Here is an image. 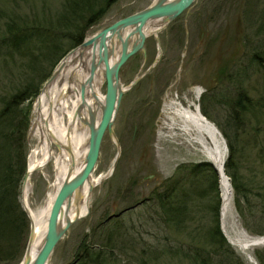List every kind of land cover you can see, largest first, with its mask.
Segmentation results:
<instances>
[{"label":"rangeland","instance_id":"1","mask_svg":"<svg viewBox=\"0 0 264 264\" xmlns=\"http://www.w3.org/2000/svg\"><path fill=\"white\" fill-rule=\"evenodd\" d=\"M151 2H113L99 21L89 25L84 37L121 16L141 10ZM64 3L66 0H0V36L7 22L43 21L55 17ZM157 38L158 41L152 35L147 36L144 54L141 51L133 53L119 69V79L128 88L120 99L111 132L105 130L99 146L92 174H103V177L91 189L87 214L71 222L56 242L47 264H74L75 253L82 249L79 244L86 242L103 244L101 252L106 256L103 264H201L195 248L204 254L209 252L205 226L214 219L207 206L214 196L185 201L190 208L185 209L183 215L174 216L172 223L164 221L162 215L168 217V213L162 211L161 214L152 205L153 201L148 199L152 190L158 189L164 179L176 174L177 166L202 160L214 165L199 151L198 144L189 142V136L179 124H169V117L162 108L171 100L187 105L193 99L201 110L204 94L214 97L216 93L223 92L240 98L246 95L245 98H249L246 102L252 107L246 114V124L241 127L248 131L250 146L246 148L248 151L244 150L245 155L238 156L237 165L239 168L242 165L239 171L247 177L254 176V180L261 177L260 190L263 189L264 0H195L189 8L169 21ZM63 56L54 65L46 61L44 71L49 70L48 77ZM25 63L26 59L18 56H0V97H7L24 80L28 73ZM136 76L138 78L134 80ZM40 89L30 104L26 165L30 149L38 142L31 127L35 119L33 104ZM104 90L105 83L102 85ZM203 101L208 110L205 117L215 125L220 122L221 127L226 126L228 111L224 105L206 102L205 97ZM225 145L226 157V142ZM245 156L248 157L243 160ZM25 174L19 193L21 205ZM55 176L53 160L33 170L26 200L32 210H40L44 206L46 192L51 189ZM226 176L231 187L227 231L232 238H237V231L240 234L242 230V237L249 246L241 249L229 238L227 241L243 259L239 264H258L253 258V251L264 247V234L247 231L233 203L235 195L230 177ZM217 185L222 200L219 178ZM192 186L194 189L199 187ZM247 205L249 208L245 216L248 224L259 222V225L252 226L255 229L264 227L259 200L251 195ZM219 206L220 213L221 202ZM188 211L192 213L191 219L185 216ZM27 218L29 225L28 215ZM178 218L181 220L176 221ZM247 253L253 260L248 258ZM208 260V264H224L218 252Z\"/></svg>","mask_w":264,"mask_h":264},{"label":"trees","instance_id":"2","mask_svg":"<svg viewBox=\"0 0 264 264\" xmlns=\"http://www.w3.org/2000/svg\"><path fill=\"white\" fill-rule=\"evenodd\" d=\"M116 1L66 0L55 17L43 21H25V23L11 20L6 23L3 35L0 36V56L9 55L12 58L18 56L26 59L24 65L28 72L16 90L7 97H0V263L16 264L21 259L27 239L28 218L20 204L19 193L26 168V135L30 122V104L38 93L41 83L48 77L49 70L44 71L46 61L54 65L69 48L79 44L89 25L99 21V18L109 10V6ZM245 96L240 98L223 92L216 93L214 97H206L204 94L201 97L200 109L208 116L203 101L205 97L206 102L222 103L228 111L226 126L221 127L220 122L216 123L227 144L228 153L223 162V171L230 177L235 195L233 203L242 223L247 231L259 235L264 234V227L255 229L252 226L259 225V222L249 225L245 212L249 208L247 204L252 195L259 200V212L264 221V184L261 191L259 180L262 178L254 180V176L247 177L239 171L242 165L238 167V156L243 153L245 155L248 151L246 148L250 146L248 131L244 126L241 127L242 124H246V114L252 107V104L246 102ZM247 157L245 156L243 160ZM175 172V177L164 179L157 186L158 189L152 190L148 198L153 201L152 205L157 211L159 210L161 214L168 213L166 214L168 217L162 215V219L172 223V220H175L174 216L183 215V211L190 208L185 205V201L204 200L207 195H213L214 199H211L207 206L214 219L211 224L205 226V239L208 242L209 252L204 254L195 248L196 255L200 258L201 264H208V259L211 255L215 257L217 252L224 264L242 262L243 259L235 253L219 226L221 200L217 185L219 176L214 165L202 160L192 164H181L177 166ZM192 184L199 187L194 189ZM185 216L191 219L192 213L188 211ZM178 219L176 221L181 220ZM79 245L82 249L75 253L74 264L105 262L106 256L101 252L103 244L86 242ZM253 258L258 264H264V247L254 250Z\"/></svg>","mask_w":264,"mask_h":264},{"label":"bare ground","instance_id":"3","mask_svg":"<svg viewBox=\"0 0 264 264\" xmlns=\"http://www.w3.org/2000/svg\"><path fill=\"white\" fill-rule=\"evenodd\" d=\"M154 23L156 21L145 25V31L152 30ZM92 47L90 45L82 49H74L63 57L56 69L55 77L44 85L33 104L35 119L31 129H33L38 142L30 149L27 156L26 174L22 181V200L30 216L31 225L22 263L32 264L35 259V254L41 247L48 211L56 189L64 179L81 171L88 149V123L92 121L96 125L102 116L105 105V94L102 91L104 66L102 62L96 61L97 55L93 54ZM117 52L112 54V57H108L110 63L116 59ZM92 65L93 69L90 70ZM119 83L124 94L128 86L122 84L120 79ZM81 84L84 85L83 97L80 95ZM198 95L199 90L196 92V97ZM170 102L164 104L162 108V111L169 117V124H179L180 129L189 136V142L198 144L199 151L204 153L218 170L222 195L220 226L223 232L234 245L241 249H247L249 244L242 237V230L240 234L237 231V238H232L226 227L229 219L231 187L229 179L223 171L226 152L225 142L220 131L199 111L195 100H190L187 105L176 100ZM118 106H115L111 120H114ZM52 160L56 171L55 179L51 189L46 192L44 206L40 210H32L26 202L31 186V175L33 170L41 168ZM102 177L103 174L93 176L91 173L89 175L83 186L76 190L70 205L62 212L59 226H62L66 220L80 218L87 214L91 189Z\"/></svg>","mask_w":264,"mask_h":264},{"label":"water","instance_id":"4","mask_svg":"<svg viewBox=\"0 0 264 264\" xmlns=\"http://www.w3.org/2000/svg\"><path fill=\"white\" fill-rule=\"evenodd\" d=\"M194 2L195 0H152L149 5L142 8L141 10H137L131 12V14L121 16V18L110 22V24L100 27V29H98L96 32L90 34L88 37H84L78 45L71 48L67 52L66 55H68L70 51L74 49H82L90 45L93 46V54L97 55L96 61L102 62L104 66L103 72L105 83V105L103 107L100 121L96 125H94L92 121L88 123V149L84 158L85 163L81 171L77 174H74V176L70 178L64 179L56 189V194L51 202L52 204L48 211V216L45 223L46 228L44 237L40 245L41 247L36 252L35 259L33 260L32 264H47L50 258L49 256L53 252L58 239L63 236V233L70 226V224H72L71 222L79 218L76 217L72 220H66V222L62 226H59V219L62 212H64L65 209H67V207L70 205L76 190H78L79 187L83 186L86 179L94 170L96 161L98 159L97 157L100 149L99 146L105 130L111 132V124L113 120H111L112 112L115 106H118V103L123 94V90H121V88L119 87L120 67L129 56L133 55V53L141 51L144 54V41L146 37L152 35L158 41V33L164 28V26L180 13L184 12V10L189 8ZM153 21H156V23H154L153 29L145 31L146 28L144 26L148 23H152ZM158 22H160V24H157ZM116 51H118L116 59L112 63H110L108 57L112 54H115ZM159 53L157 54L156 58L159 56ZM60 60L58 61L52 72L49 74L50 76L44 82V84L42 85L43 87L40 89V91L44 88V85L48 84L49 81H51L55 77V72L57 71L56 69L59 66ZM92 69L93 65L91 66L90 70ZM137 78L138 76H136L134 80H136ZM83 91L84 85L81 84L80 95L82 97ZM114 163L115 162H113V164ZM22 207L26 215H28L25 204H23ZM28 217L30 220L29 215ZM27 241L24 246V251L26 249ZM247 256L248 258L253 260L249 253H247ZM22 259L17 264H26V262L22 263Z\"/></svg>","mask_w":264,"mask_h":264}]
</instances>
